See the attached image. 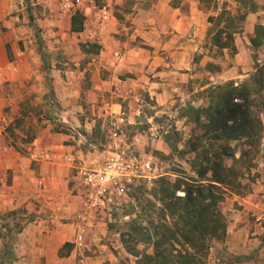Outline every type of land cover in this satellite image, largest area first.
I'll list each match as a JSON object with an SVG mask.
<instances>
[{"label":"crops","instance_id":"1","mask_svg":"<svg viewBox=\"0 0 264 264\" xmlns=\"http://www.w3.org/2000/svg\"><path fill=\"white\" fill-rule=\"evenodd\" d=\"M30 1L31 5L39 6V13L43 16L36 20L61 35V39L56 40L57 47L65 48L63 39L69 38L77 50L82 44L86 47L95 44L98 48L96 53L75 57L77 63L86 61L84 71L90 72L87 88L79 86L69 92L60 84L57 74L52 73L56 77L52 90L55 100L63 110V121L71 127L68 132L56 133L55 147L61 153L74 151L77 158H85L86 154L78 147L76 134L84 132L91 136L97 127L104 125L107 117L119 116L124 101L127 100L130 109L137 112L144 106L142 96L153 100L157 111L171 110L175 103L181 107L192 105L195 104L197 91L215 85L217 81L243 79L248 75L246 71L251 64L258 61L251 54L250 37L257 24L264 25V0H227L233 6L232 13L236 7L242 14L239 30L232 33L233 53L229 48L218 49L209 41L213 33L209 31L211 23L208 16H216L225 10L220 4L209 8L203 6V0H107L110 12L107 21L99 23V13L86 10L83 30L72 32V13L60 14L50 9L55 0ZM27 3L25 0H0V22L9 28L5 36L0 37V84L4 80L27 76V73L19 72L24 69L31 51H22L14 38L17 32L23 30L18 20L30 17L28 8L26 15H21ZM47 9L53 13L47 12ZM59 16L67 20L65 30H57L54 26ZM89 28L93 30L92 36L88 35ZM191 31L193 38L189 40L185 35ZM8 41L11 48L6 44ZM115 53L120 55L119 59ZM69 113H75V117ZM76 127H80L81 132ZM12 166L15 167L14 163ZM13 170L19 171L20 168ZM17 182L18 179L14 180L13 185L6 188L15 189ZM47 191H37L36 197L42 202L38 211L50 208L53 214L50 221L55 225L39 218L24 227L15 235V240L26 242L27 249L14 252L17 259L10 263L118 264L116 253L120 252L104 250L105 246L98 244L99 248H92L91 240L100 239L92 227H88L89 242L83 248L73 249L68 256L59 257L58 251L63 243L73 240L75 224L72 221L64 226L59 223L58 217L72 205L60 200L48 201L52 198V190ZM16 194L13 192L12 196ZM5 203L0 196V212L15 207L14 202ZM229 205L230 208L223 210L227 219L225 236L210 248L209 262L264 264V231L256 219L264 211V171L255 178L245 194L235 195ZM77 206L75 204L73 208ZM2 243L0 238V255L4 253Z\"/></svg>","mask_w":264,"mask_h":264},{"label":"rangeland","instance_id":"2","mask_svg":"<svg viewBox=\"0 0 264 264\" xmlns=\"http://www.w3.org/2000/svg\"><path fill=\"white\" fill-rule=\"evenodd\" d=\"M27 2L26 5L24 4L21 15H26L28 8L30 17L27 16L24 20H18L23 26V30L17 32L14 37L22 51H31L28 62L24 63V69L19 72L27 73V76L12 81L4 80L0 84V196L6 202L5 204L14 202L15 206L0 212V234L11 236L6 249L8 254L0 255V264H12L10 262L17 259L14 252L18 253L27 249L26 242L21 243L15 240L17 233H13L19 226L22 230L39 218L47 221V224L55 225L50 221L53 218L50 208H47L48 211H38L42 205V202L36 197L39 189H46L47 192H50L49 189L52 190V198H48V201L60 200L72 205L71 208L69 207L59 214L58 221L64 226L72 223L76 210L73 206L79 202V186L75 179L74 169L62 159L63 154L75 155V152L61 153L55 147L57 143L55 140L56 133L68 132L71 127L63 121V110L55 100L52 90L56 77L52 73L57 74L58 81L67 87L69 92L79 86L87 88L90 83V72L84 71V68L87 67L86 61L81 60L83 62L77 63L75 57L79 54L92 52L77 50L69 38L63 39L65 48L57 47L56 40L61 39V35L55 30L52 31L51 27L36 20L37 17H43L39 13V6L31 5L32 1L30 0ZM59 2L60 0H55L54 5L49 8L61 14L64 12L60 9ZM217 4H220L225 10L216 16H208L211 23L209 31L214 33L220 27L226 28L227 31L239 30L242 14L237 11L236 7L232 13L233 6L229 1L203 0L204 7L214 6L215 8ZM50 9H47V12L53 13L54 10L50 11ZM19 13L21 12L19 11ZM66 23L67 20L65 21V18L59 16L58 22L54 26L57 30H65ZM15 27L18 26L15 25ZM48 28L49 30H47ZM8 29L0 22V37H4ZM209 41H211V37ZM6 44L11 48L10 41ZM78 44L81 43L78 41ZM251 54L258 61H254L247 69L248 75L243 79L232 80L234 85L247 83L252 87V109L261 120L260 140L258 144L246 149L244 159L239 160V162H235V159H238L243 151L242 142L232 141L229 143L234 155L233 157H225L224 164L226 166L232 165L244 173L239 176L236 187H228L219 204L222 213L223 210L231 207V205L228 206V203L231 202L232 198L235 195L245 194L251 188V183L255 181V178L261 175V171H264V92L252 82L256 67L264 63V50L263 48H255ZM218 82L220 81L215 84ZM195 94L197 98L192 106L198 107L207 104L208 97L205 89L197 91ZM81 97L84 98V96ZM142 98L144 99V106L139 112L132 111L126 100L123 102L119 116L116 118L107 117L103 121L104 125L97 127L91 136L81 132L80 127H76L81 134L85 135L87 140L86 142L79 141L78 147L87 156H93L109 149L110 146L122 145L120 139L111 137L113 123L122 117L127 138L125 141L142 155L153 156L161 171L159 177L162 176L173 181L177 175H194L188 158L191 139L193 140L195 136H198L201 130L183 116L184 108L187 105L181 107L175 103L171 110L157 111L153 107V100L145 96ZM87 111L85 112L87 113ZM69 114L75 117V113ZM68 120L71 121L70 118ZM75 139H78L77 135ZM203 144L208 146L209 141L204 140ZM38 148L48 149L53 154L52 159L49 161L34 159L32 155ZM86 155L85 158H87ZM12 163L20 170L14 171L15 167H11ZM23 169L28 171L25 172ZM258 169L259 171H256ZM159 177L133 186L119 205L112 207L109 214H96L90 227L95 228L94 230L100 235V239L91 240L92 248H99L98 244L99 246L104 245V250H111L114 253L120 252V254L116 253L118 264H135L136 257L130 254L127 248H134L138 253H150L152 251L147 243L135 240L137 236L134 235L131 220L138 219L144 224L146 217L156 215L159 204L156 202L155 206L152 207L155 201L152 194L153 189L158 186ZM16 179L19 182L16 183L15 189H7L6 187L12 186ZM13 192L17 194L12 196ZM177 194H182V192L178 191ZM32 206L35 209H32ZM13 210L15 212L12 213ZM262 236L264 238V233ZM88 239L87 234L86 243L89 242ZM217 241L221 240H212L210 248ZM67 249L64 247L62 251L66 252ZM73 249L72 245L70 252ZM206 264H211L208 258Z\"/></svg>","mask_w":264,"mask_h":264},{"label":"trees","instance_id":"3","mask_svg":"<svg viewBox=\"0 0 264 264\" xmlns=\"http://www.w3.org/2000/svg\"><path fill=\"white\" fill-rule=\"evenodd\" d=\"M84 20L82 12L74 11L70 16V31H82ZM233 32L218 28L211 36L212 44L218 49L229 48L233 53ZM250 45L253 49L264 50V25L255 26ZM85 47L81 45L85 52L96 53L98 50L95 44ZM7 51L10 57L8 47ZM252 82L264 92V63L256 67ZM205 91L207 104L187 105L183 115L201 130L191 139L188 158L194 175H177L173 181L159 177L152 194L155 200L152 207L156 202L159 204L156 215L146 217L144 224L138 219L131 220L137 236L135 240L147 243L152 249L150 253H138L134 248H127L136 257L135 264H206L211 241L222 240L225 236L227 220L219 204L228 187H236L239 176L244 173L224 164L225 157L234 155L229 143L242 142L243 151L235 159L239 162L244 159L246 149L259 143L262 127L252 109V87L247 83L234 85L233 80H227L209 86ZM204 140L209 141L208 146L203 144ZM178 191L182 194H177ZM20 231L21 226L13 234ZM0 238L3 255H7L11 236L0 234ZM64 247L68 248L66 252L62 251ZM71 248L72 243H63L59 257L68 256Z\"/></svg>","mask_w":264,"mask_h":264},{"label":"built area","instance_id":"4","mask_svg":"<svg viewBox=\"0 0 264 264\" xmlns=\"http://www.w3.org/2000/svg\"><path fill=\"white\" fill-rule=\"evenodd\" d=\"M59 7L63 12H82L95 10L98 22L107 21L110 17L107 0H60ZM88 35H93L92 28ZM185 37L193 38V32H188ZM117 59L118 53L114 54ZM123 118L113 123L111 137L120 139L122 145L110 146L98 155L87 158H77L72 154L62 155L63 161L74 169L75 179L79 186V202L73 216L75 232L71 241L74 249L85 246L88 227L95 219L96 214H109L112 207L127 196L130 189L145 181H151L161 175L157 161L151 155H142L136 148L126 142L123 128ZM79 141H87L85 135L76 134ZM32 157L42 161H49L53 154L48 149L38 148ZM264 231V211L256 218Z\"/></svg>","mask_w":264,"mask_h":264}]
</instances>
